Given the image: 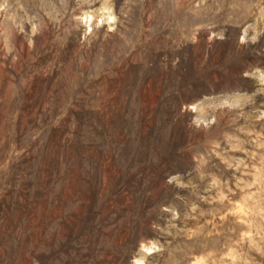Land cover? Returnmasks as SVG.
<instances>
[{
    "label": "rangeland",
    "instance_id": "374dc122",
    "mask_svg": "<svg viewBox=\"0 0 264 264\" xmlns=\"http://www.w3.org/2000/svg\"><path fill=\"white\" fill-rule=\"evenodd\" d=\"M0 264H264V0H0Z\"/></svg>",
    "mask_w": 264,
    "mask_h": 264
}]
</instances>
